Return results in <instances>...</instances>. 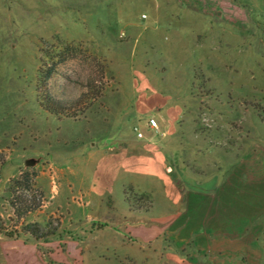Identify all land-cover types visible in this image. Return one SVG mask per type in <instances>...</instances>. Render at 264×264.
I'll return each mask as SVG.
<instances>
[{
  "label": "rangeland",
  "instance_id": "374dc122",
  "mask_svg": "<svg viewBox=\"0 0 264 264\" xmlns=\"http://www.w3.org/2000/svg\"><path fill=\"white\" fill-rule=\"evenodd\" d=\"M141 72L166 100L181 95L174 130L179 164L192 167L197 183L224 185L225 197H239L246 214L256 210L262 252L255 264H264V0H0V171L7 163L0 172V226L55 232L37 247L33 240L0 246V264H251L250 215L234 226L238 240L213 242L238 249L237 257H205L195 235L183 240V225L169 217L179 212L173 198L186 196L185 174L163 172L152 198L128 192L136 198L130 209L140 202L144 215H123L109 198L104 210L75 202L79 213L67 219L51 205L39 213L47 204L39 180L58 185L55 202L67 192L59 162L80 165L89 146L112 138L110 146H117L144 128L133 109ZM47 97L64 102L70 117L44 110ZM31 158L41 163L24 167ZM16 162L20 174L6 187L3 178ZM91 167L76 172L84 188ZM25 172L31 186L15 190L12 209L10 182ZM23 199L40 207L18 218ZM151 218L160 220L153 223L158 234L142 241Z\"/></svg>",
  "mask_w": 264,
  "mask_h": 264
},
{
  "label": "crops",
  "instance_id": "0c3cea01",
  "mask_svg": "<svg viewBox=\"0 0 264 264\" xmlns=\"http://www.w3.org/2000/svg\"><path fill=\"white\" fill-rule=\"evenodd\" d=\"M139 80L140 85L134 94L133 109L136 114L135 117L140 121H144L142 130L136 128L142 134V138H138L135 132L134 136L120 138L117 146H110L113 138L110 144L104 147L91 145L88 147V150H91V155H86L85 163L81 161L80 165L70 162L68 159L59 162V168L65 171V173H62V178H67V192L62 197L61 202H55L60 194L58 185H55L52 189L45 182L47 181L46 178L39 180L40 191L47 203L39 213H44V208L46 209L47 205H51L56 212H59L62 217L67 219L72 214L76 216L79 213L77 208L74 209L75 211L71 208L75 202H77L76 207L93 206V210L94 208L104 210L107 209L104 207L105 199L109 198L112 204L111 208L114 209L113 206H116V203L117 205L119 204L121 206L119 207L123 209V215H144L142 204L138 201H136L138 204L133 207V210L130 209V204L136 198H129L127 193L145 194L152 198L155 192H159L160 177L163 172H166L169 176L185 174L189 177V181L184 182V186L181 189H184L186 196L183 200L181 195L173 198V207L175 209L178 207L179 212L173 217H169L173 225H183V240L191 239L195 235L194 241L204 246L203 249H200V255L205 257L208 256L209 252L217 257L224 256L227 253L230 256L237 257L240 255L238 249L230 247L222 249L216 245L217 243L214 244L213 242L238 240L234 226L238 222L240 223L238 219L241 216L250 215L251 264L258 263L261 259L262 248L259 246V239L255 233L256 210L251 206V213L249 214V211L246 214L239 205L240 200H237L239 197L229 194L225 197L224 185L212 184L206 187L201 183H197L194 180L192 171H190L192 167L186 163L184 165L179 164L180 152L177 146L181 144L174 137V130L179 123L178 114L183 112V104H181L180 100L181 95L178 92H174L173 96L175 98L166 100L152 87L144 72H141ZM149 118L157 120L158 131H153L148 127L147 120ZM31 159L34 160L33 165L35 166L41 163L39 158ZM26 160H22L24 167ZM89 162L92 165V175L89 184L84 188V186L76 182V172L82 173V171H85L83 169ZM6 165L7 163L4 164L0 172H4ZM81 166L84 168L82 169ZM19 167V162H16L15 167L5 174L3 179H5L4 185L6 187L14 173L20 174L18 172ZM76 185L78 186L77 196L79 198L77 200L73 196V188H76ZM209 192L213 194H209ZM231 192L234 194L233 189ZM4 193L5 191L2 192V194ZM151 208L149 207V210ZM86 217L89 220H95L96 214L94 217L90 215ZM150 221H152V228L147 229V232H143L138 236L142 241L151 240L158 234V231H154L153 223L154 221L157 223L160 220L151 218ZM25 240L29 241L25 242ZM30 241L32 239L26 234L17 240L7 239L0 235V246L15 244L24 247L30 244ZM33 244L36 247L40 245L37 242Z\"/></svg>",
  "mask_w": 264,
  "mask_h": 264
},
{
  "label": "trees",
  "instance_id": "16d2710c",
  "mask_svg": "<svg viewBox=\"0 0 264 264\" xmlns=\"http://www.w3.org/2000/svg\"><path fill=\"white\" fill-rule=\"evenodd\" d=\"M40 105L44 110H46L48 113L55 115L57 117H70L68 114H66V110L68 109L67 106L62 102L61 100H56L51 97H47V99L44 100V102H40ZM4 164H2L1 167H3ZM32 180L30 179V176L28 175L27 172L23 173L20 175V178L18 180H12L10 182V187H9V193L11 194V200L9 202V205L12 209H16V204H15V190L19 187L28 188L31 186ZM24 190V189H23ZM21 207L17 210V213L20 214L18 215V218H21L23 215L32 213L36 211L40 205L35 202V200L29 201H24V199L20 202ZM21 209V210H20ZM27 235L30 237L33 241L36 242H47L48 238L52 237L55 235V232L50 231V229H46L45 231H41L35 226H26L22 228V230L18 231L16 228L13 229H7L4 227L0 226V235L4 236L7 239L11 240H17L21 238L23 235ZM29 240H25L27 242Z\"/></svg>",
  "mask_w": 264,
  "mask_h": 264
},
{
  "label": "built area",
  "instance_id": "2783aa9c",
  "mask_svg": "<svg viewBox=\"0 0 264 264\" xmlns=\"http://www.w3.org/2000/svg\"><path fill=\"white\" fill-rule=\"evenodd\" d=\"M147 125L150 129H152L153 131H158V122L157 120L150 118L147 122ZM135 131L137 132V129H135ZM137 137L138 138H142V134L140 132H137Z\"/></svg>",
  "mask_w": 264,
  "mask_h": 264
},
{
  "label": "water",
  "instance_id": "95a60500",
  "mask_svg": "<svg viewBox=\"0 0 264 264\" xmlns=\"http://www.w3.org/2000/svg\"><path fill=\"white\" fill-rule=\"evenodd\" d=\"M33 163H34V160H32V159L27 160V161L25 162V167H30V166L33 165Z\"/></svg>",
  "mask_w": 264,
  "mask_h": 264
}]
</instances>
